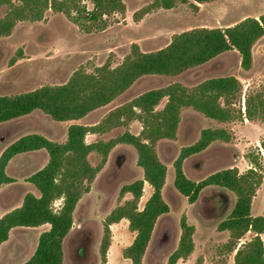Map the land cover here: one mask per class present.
<instances>
[{"label":"trees","instance_id":"16d2710c","mask_svg":"<svg viewBox=\"0 0 264 264\" xmlns=\"http://www.w3.org/2000/svg\"><path fill=\"white\" fill-rule=\"evenodd\" d=\"M87 1L91 3L90 8L85 0H0V6H5L0 16V36H8L18 21L44 19L47 10L70 17L83 31L104 28L111 14H123L125 11L123 0ZM187 1L196 5L211 0H153L137 10L133 18L152 8L169 9L178 2ZM263 34L264 12L256 17H244L225 27H197L181 31L174 34L165 46L152 51H141L136 43H132L129 54L114 67L105 63L91 72L78 68L62 84L41 85L14 94L0 93V123L27 115L33 110H40L55 121L78 119L110 102L142 76L177 75L228 50H236L240 66L248 69L251 47ZM241 89L240 81L233 75L205 78L192 86L172 82L136 95L110 110L94 125L70 124L62 142L34 132L16 138L0 152V185L14 181V177L6 173V167L15 155L43 149L47 153V161L26 177V181L37 189L38 195L26 192L20 205L0 216V244L8 239L14 227L48 224V228L39 233L33 252L20 264H64L63 242L73 227L76 204L89 191L109 151L116 144L123 143L134 148L142 178L121 186L119 196L130 193L131 197L104 217L98 264L106 262L110 245L109 226L123 218L134 236L130 244L122 248L121 255L130 264H142L158 217L169 211V205L162 196L166 166L156 153V142L176 137L183 108H191L219 122L242 117L264 119V100L260 94L244 98L243 112L239 106L236 107ZM162 99H165L164 104L157 109ZM132 120L141 123L138 134L125 130L105 141H85L87 133L126 126ZM5 132L7 134L3 133L0 141L8 137L9 128ZM230 139L231 134L224 127L202 128L194 142L179 149L172 164V183L189 202L195 201L205 188L211 186L231 192L234 195L233 204L226 217L217 224L218 230L228 233L220 250L222 253L233 252V264H264V247L260 237L264 231V216L250 213L252 198L262 182L264 170L258 148L246 155L249 167L244 172H239L235 166L226 167L193 181L183 170L186 158L203 151L215 140ZM260 145L264 149V141ZM91 151L100 157L95 165L88 160ZM143 182L150 185L151 193L139 209L137 204L142 195ZM58 199L60 204L54 208L53 203ZM179 229L177 245L167 256V264H178L179 259H186L193 250L194 226L186 221L185 216L179 219ZM248 231L252 233L251 237L240 241Z\"/></svg>","mask_w":264,"mask_h":264},{"label":"rangeland","instance_id":"374dc122","mask_svg":"<svg viewBox=\"0 0 264 264\" xmlns=\"http://www.w3.org/2000/svg\"><path fill=\"white\" fill-rule=\"evenodd\" d=\"M153 0H123V14L113 13L107 25L101 29L83 31L70 18L61 13L45 11L40 21H18L8 36L0 37V93L14 94L32 90L41 85H57L67 81L78 68L91 72L96 66L109 64L114 67L129 54L136 43L141 51H152L165 46L174 34L197 27H225L244 17H256L264 12V0H211L193 5L191 1L178 2L169 9L152 8L147 13L133 14ZM88 8L91 3L85 0ZM5 6H0V16ZM233 75L241 83L240 97L236 107L244 110V98L260 94L264 100V34L251 47V64L248 69L240 66L236 50L225 51L211 60L177 75H146L138 78L121 94L105 105L99 106L78 119L55 121L40 110L0 123V137L9 128L8 137L0 141V152L16 138L26 133H39L54 141L66 138L67 127L72 123L94 125L110 110L129 101L136 95L152 88L180 82L192 86L199 81L216 76ZM162 99L157 109L164 104ZM224 127L231 134L229 141L215 140L203 151L186 158L183 162L185 175L199 181L222 168L235 166L239 172L249 167L246 155L258 148L264 165V119H240L219 122L205 117L191 108L180 111V122L174 139H159L156 153L166 166L162 196L169 211L158 217L146 248L143 264H167V256L177 245L180 229L179 219L194 226V247L189 256L178 264H233V252L222 253L220 246L227 239V232L217 229V224L228 214L234 195L218 187L205 188L198 198L189 202L173 186V161L182 146L194 142L202 128ZM141 123L130 121L126 126H115L99 133H87L86 142L105 141L128 130L138 134ZM99 155L89 152L92 165ZM47 161L43 149L28 151L13 157L6 172L14 181L0 185V214L20 205L26 192L38 195L37 189L26 177L42 167ZM142 178V170L136 164V152L130 145L116 144L108 153L103 167L97 172L74 209L73 227L63 242L64 264H98V247L102 236V221L114 207L131 197L130 193L119 196L122 185ZM151 193V187L143 182L138 208ZM60 199L53 203L54 208ZM251 215L264 216V170L262 182L256 190L250 207ZM170 228V243L160 255H155L156 244L164 226ZM48 224L36 227L17 226L10 230L8 240L0 248V264H19L34 250L38 235ZM110 228L111 264L121 263L119 247L126 246L133 232L125 218ZM252 233L246 232L240 241L248 240ZM264 247V231L260 235ZM119 253V254H118ZM9 254V257L6 255ZM107 255V253H106ZM129 264V263H126Z\"/></svg>","mask_w":264,"mask_h":264},{"label":"water","instance_id":"95a60500","mask_svg":"<svg viewBox=\"0 0 264 264\" xmlns=\"http://www.w3.org/2000/svg\"><path fill=\"white\" fill-rule=\"evenodd\" d=\"M170 243V228L166 225L164 226L159 239L156 244L155 255H160L161 251L166 250Z\"/></svg>","mask_w":264,"mask_h":264},{"label":"crops","instance_id":"0c3cea01","mask_svg":"<svg viewBox=\"0 0 264 264\" xmlns=\"http://www.w3.org/2000/svg\"><path fill=\"white\" fill-rule=\"evenodd\" d=\"M196 4H200V3H196ZM15 25H16V24H15ZM0 37H2V36H0ZM19 154H20V153H19ZM15 156H17V155H15ZM15 156H14V157H15ZM12 158H13V157H12ZM12 158H11V159H12ZM11 159H10V160H11ZM10 160H9V161H10ZM8 163H9V162H8ZM7 165H8V164H7ZM6 168H7V167H6ZM183 170H184V169H183ZM6 173H7V172H6ZM7 174H8V173H7ZM8 175H9V174H8ZM8 211H9V210H8ZM5 212H6V211H5ZM5 212H3V213H5ZM3 213H2V214H3ZM2 214H0V216H1ZM224 231H225V230H224ZM226 232H227V231H226ZM262 233H263V232H262ZM262 233H261V234H262ZM133 234H134V232H133ZM227 234H228V233H227ZM261 234H260V235H261ZM7 240H8V239H7ZM7 240H6V241H7ZM6 241H4V242H2V243L0 244V248L2 247V245H4V243H6ZM131 241H132V238H131L130 242H131ZM130 242H129L128 244H130ZM128 244H127V245H128ZM113 245H114V244L111 243V244L109 245V247H108L105 264H111V263H112V261H111V251H112ZM124 247H125V246H124ZM119 249H120L119 253H120V255H121L122 246H120ZM119 253H118V254H119ZM6 257H9V254H7ZM28 257H29V256H28ZM28 257H27V258H28ZM27 258H26V259H27ZM145 258H146V252L144 253V255H143V257H142V264L144 263ZM120 259H121V263H125V264H126V263H129V264H130V261H129L128 259L122 257V255H121V258H120ZM179 260L181 261V259H179ZM179 260H178V261H179ZM180 261H179V262H180ZM22 262H23V261H22ZM20 263H21V262H20ZM20 263H19V264H20Z\"/></svg>","mask_w":264,"mask_h":264}]
</instances>
